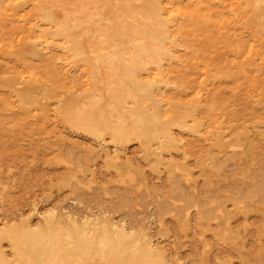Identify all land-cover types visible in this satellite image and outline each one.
<instances>
[{"label":"rangeland","instance_id":"obj_1","mask_svg":"<svg viewBox=\"0 0 264 264\" xmlns=\"http://www.w3.org/2000/svg\"><path fill=\"white\" fill-rule=\"evenodd\" d=\"M61 4L53 9H70ZM192 9L182 33L190 47L168 66L175 84L163 108L183 112L203 88L196 113L203 130L223 126V138L175 129L183 145L162 159L133 137L113 142L107 131L99 141L67 119L64 104L86 75L60 48L29 41L23 29L39 8L28 2L0 20V226L42 228L53 213L62 227L75 218L145 233L178 264H264V42L222 25L218 0ZM1 245L12 259V241L3 235Z\"/></svg>","mask_w":264,"mask_h":264},{"label":"bare ground","instance_id":"obj_2","mask_svg":"<svg viewBox=\"0 0 264 264\" xmlns=\"http://www.w3.org/2000/svg\"><path fill=\"white\" fill-rule=\"evenodd\" d=\"M58 1L0 0V20L18 16L20 6L32 3L40 13L37 21L23 29L29 41L38 51L58 47L68 65L81 67L86 75L84 88L74 91L63 107L72 125L99 141H106L107 131L113 142L133 137L159 159L166 149L183 145L175 129L192 128L206 141L211 136L223 138V126L203 130L196 113L203 88L195 91L185 111H179L180 105L163 108L173 100L166 96L172 84L168 66L182 62L180 48L190 47L182 35L189 29L185 22L194 17L192 5L199 6L203 0ZM218 2L222 25L229 20L242 24L264 42V0ZM61 3L70 9L56 12L53 7ZM249 50L253 53L255 45ZM68 72L69 67L66 76ZM3 235L13 243L12 259L2 248ZM97 260L102 264H178L145 233L135 234L114 222L98 227L73 218L62 227L52 213L42 228L27 222L18 228L0 226V264H95Z\"/></svg>","mask_w":264,"mask_h":264}]
</instances>
